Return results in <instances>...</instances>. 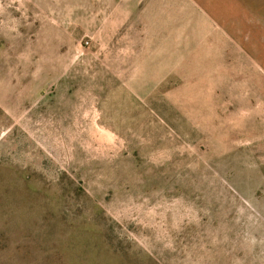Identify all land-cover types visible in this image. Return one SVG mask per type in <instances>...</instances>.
Returning <instances> with one entry per match:
<instances>
[{"label":"rangeland","instance_id":"374dc122","mask_svg":"<svg viewBox=\"0 0 264 264\" xmlns=\"http://www.w3.org/2000/svg\"><path fill=\"white\" fill-rule=\"evenodd\" d=\"M0 264H264V0H0Z\"/></svg>","mask_w":264,"mask_h":264}]
</instances>
